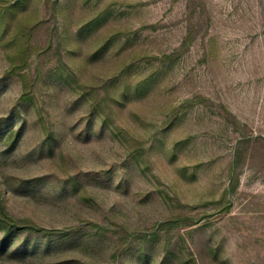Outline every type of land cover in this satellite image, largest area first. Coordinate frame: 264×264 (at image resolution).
Masks as SVG:
<instances>
[{
    "label": "rangeland",
    "instance_id": "rangeland-1",
    "mask_svg": "<svg viewBox=\"0 0 264 264\" xmlns=\"http://www.w3.org/2000/svg\"><path fill=\"white\" fill-rule=\"evenodd\" d=\"M0 264H264V0H0Z\"/></svg>",
    "mask_w": 264,
    "mask_h": 264
}]
</instances>
